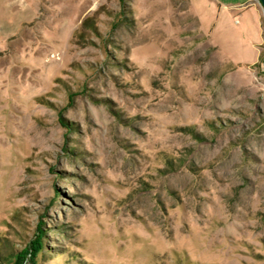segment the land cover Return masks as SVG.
Listing matches in <instances>:
<instances>
[{"label":"rangeland","instance_id":"obj_1","mask_svg":"<svg viewBox=\"0 0 264 264\" xmlns=\"http://www.w3.org/2000/svg\"><path fill=\"white\" fill-rule=\"evenodd\" d=\"M249 7L0 0V264H264Z\"/></svg>","mask_w":264,"mask_h":264},{"label":"crops","instance_id":"obj_2","mask_svg":"<svg viewBox=\"0 0 264 264\" xmlns=\"http://www.w3.org/2000/svg\"><path fill=\"white\" fill-rule=\"evenodd\" d=\"M205 6V11L211 13L213 16L221 15L223 16H244V14L251 13V8L249 7V0H196ZM199 12H201V7L198 6ZM203 9V8H202ZM207 9V10H206ZM237 24L240 23L239 20Z\"/></svg>","mask_w":264,"mask_h":264},{"label":"trees","instance_id":"obj_3","mask_svg":"<svg viewBox=\"0 0 264 264\" xmlns=\"http://www.w3.org/2000/svg\"><path fill=\"white\" fill-rule=\"evenodd\" d=\"M42 244H43V238L39 237L38 240L36 241V245H37L39 250L42 249V247H43ZM35 251H37V250L35 249Z\"/></svg>","mask_w":264,"mask_h":264},{"label":"water","instance_id":"obj_4","mask_svg":"<svg viewBox=\"0 0 264 264\" xmlns=\"http://www.w3.org/2000/svg\"><path fill=\"white\" fill-rule=\"evenodd\" d=\"M260 3H261L263 10H264V0H260Z\"/></svg>","mask_w":264,"mask_h":264},{"label":"built area","instance_id":"obj_5","mask_svg":"<svg viewBox=\"0 0 264 264\" xmlns=\"http://www.w3.org/2000/svg\"><path fill=\"white\" fill-rule=\"evenodd\" d=\"M260 2V0H258ZM236 23H238V21H236Z\"/></svg>","mask_w":264,"mask_h":264}]
</instances>
